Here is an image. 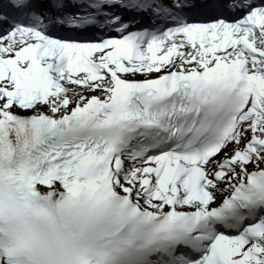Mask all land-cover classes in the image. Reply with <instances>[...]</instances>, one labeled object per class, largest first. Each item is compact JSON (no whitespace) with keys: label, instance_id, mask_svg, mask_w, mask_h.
Masks as SVG:
<instances>
[{"label":"bare ground","instance_id":"1","mask_svg":"<svg viewBox=\"0 0 264 264\" xmlns=\"http://www.w3.org/2000/svg\"><path fill=\"white\" fill-rule=\"evenodd\" d=\"M135 74L140 75V78H146L151 75H154V74H150V75L143 74L140 72L139 73L136 72ZM131 75L132 73H129L126 76L130 78ZM62 87L66 88L65 92H63V90L60 91V88H59L58 92L51 97L48 103L39 105L38 108H39L40 113H47L49 115L61 116L65 114L66 112H69L71 108L75 105L78 99H80L81 102H84L86 101L89 95L101 92L100 88L97 89L91 86H85V87L79 86L78 84H75L69 80L64 81V85ZM64 99L69 100L68 105L61 102ZM236 147H237V144L235 143V141L230 142L224 148V151L217 159L230 157V155L232 154V149ZM257 162L260 165H262L264 164V159L262 160L258 159ZM252 168H253L252 165L248 167L249 170ZM236 172L237 174H240L238 170H236ZM216 174H219L218 170H216ZM237 181H240L239 175L232 176L230 172H227L226 174H224L220 182L218 181L211 185L209 201L207 202V204H201V207H204V209H208L211 206L216 205L219 201V197L227 193V191L229 192V190L232 189V183L237 182ZM123 189L131 192L136 199H142L143 197H146V192H143L141 186L134 187V186L129 185L128 182H126ZM48 190L50 191V193H54V194L57 192L56 188L53 186L48 188ZM258 245H259V251L262 254H264V244L259 242Z\"/></svg>","mask_w":264,"mask_h":264}]
</instances>
